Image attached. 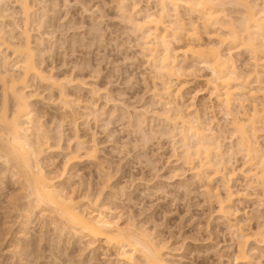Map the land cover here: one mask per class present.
<instances>
[{"label": "rangeland", "instance_id": "obj_1", "mask_svg": "<svg viewBox=\"0 0 264 264\" xmlns=\"http://www.w3.org/2000/svg\"><path fill=\"white\" fill-rule=\"evenodd\" d=\"M116 1L30 0L36 5L29 26L32 46L39 54L36 62L58 78L78 79L79 85L68 87L78 105H70L79 119V136L96 145L97 156L96 163L75 164L64 170L66 154L75 148L73 127L66 122L59 128L57 113L62 111L47 103L59 98V94L30 80L28 94L43 95V99L31 102V108L52 138L51 144L55 146L62 134V150L53 148L41 156L44 171L67 193L99 195L112 219L120 225L145 230L165 246L167 264H237L236 225L242 234L251 237L247 246L251 264H264V245L253 238L258 230L264 232L260 185L243 175L250 167L236 146L230 119L209 98L212 88L205 83L209 73L178 58L179 67L190 70L183 76L184 81L178 80L185 85L184 105H192L193 96L199 94L194 108L203 124L214 120L213 129L221 138L226 163L224 167L217 166L213 155L216 167H203L201 175L196 176L192 171L202 165V158L194 155L187 160L182 154L181 136L151 114L162 111L149 96L155 76L141 52L140 34L120 13ZM12 6V11H18ZM124 6L132 18L142 21L144 16L155 13L157 2L126 0ZM179 12L185 20L197 21V16H190L185 9ZM242 14L237 9L228 11L233 21H239ZM16 22L22 26L18 18ZM6 25L15 28L11 20ZM199 31L203 43L211 42L209 36L219 33L214 28L205 31L200 27ZM180 40L187 41L184 36ZM179 43L172 42L174 50L182 49ZM228 49L224 47L223 53ZM3 57H8L9 71H14L13 55L4 50ZM232 58L237 74L248 80L241 91L244 94L238 96L244 103L240 106L248 109L254 103L261 107L264 55L254 59L238 52ZM173 82L172 90L176 89V78ZM89 88L98 93L93 95ZM249 92L256 97H248L247 103L244 95ZM1 99L0 86V105ZM240 101L234 110L241 109L236 106ZM142 109L151 113L140 121L137 116ZM259 143L264 148V130L259 133ZM12 172L10 165L0 161V264H119L118 253L112 247L90 246L50 212L34 208ZM229 194L233 216L225 219L219 214V200L226 202Z\"/></svg>", "mask_w": 264, "mask_h": 264}, {"label": "bare ground", "instance_id": "obj_2", "mask_svg": "<svg viewBox=\"0 0 264 264\" xmlns=\"http://www.w3.org/2000/svg\"><path fill=\"white\" fill-rule=\"evenodd\" d=\"M117 1L120 13L141 36V52L155 76L149 96L162 108V111L156 110L153 113L143 109L142 112L138 111L137 113H143L138 114L139 120L151 113L165 122L173 134H179L184 157L187 160L194 155L197 159L202 158V165L192 171L194 175L200 176L203 167H224L226 163L222 141L213 129L214 120L203 124L199 111L194 108L195 96L199 94L196 92L193 96L190 103L192 105H184L185 85L181 81L190 70L179 67L178 58L181 56L185 64L194 63L209 73L210 76L205 81L206 87L212 88L209 98L215 100L221 111H224L225 118L230 119L232 135L237 140L236 146L245 154L250 167L243 175L255 179L260 185V201L264 208V148L259 143V133L264 130V91L261 90V107L254 103L249 104L251 107L248 109L240 106L243 102L238 96L244 94L241 91L247 87L248 80L237 74L232 60L233 55L238 52L247 53L254 59L260 54L264 55V0H156L155 13L144 16L142 21L132 18V14L124 6L126 0ZM11 5L18 8V11L14 8L12 11ZM35 7L30 0H0V161L12 167L14 179L16 177L20 189L27 193L26 198L34 202V208L50 212V215H54L74 231L76 236L87 240L90 246L101 244L112 247L118 253L119 264H167L165 246L151 238L145 230L130 224L120 225L118 220L112 219L111 212L100 202L99 195L94 196L89 192L79 196L67 193L59 189L55 180L44 171L41 156L46 150L61 149L62 134L59 133L57 144L52 145V138L32 111L31 102L43 99V95L36 92L28 94L30 80H36L48 90L59 94V98L49 99L47 103L62 111L57 113L59 128L66 122L73 127L72 140L75 148L67 152L64 170L75 164L96 163L97 156L96 145H90L79 136V119L70 105H78V101L71 98L68 90V87L79 85L78 79L69 76L58 78L52 71L45 72L36 62L39 54L32 46L29 29L32 17L36 14ZM180 8L185 9L190 16H197V21L191 18L185 20L179 12ZM133 9L134 12L136 8ZM232 9L243 12L239 21L229 18L228 11ZM17 18L22 26L17 24ZM7 20H11L15 28L7 26ZM200 27L205 31L214 28L219 33L208 35L211 42L203 43L199 37ZM181 36L187 41H181ZM175 41L181 42V50L173 49L172 42ZM227 46L229 49L224 54L223 49ZM2 49L13 55L15 72L9 71L8 57L2 58ZM147 52L149 57H146ZM173 78L178 83L174 90ZM89 90L93 95L98 93L94 89ZM246 94V102L248 97H256L251 92ZM239 101L241 103L237 105ZM235 103L237 107H241V111L233 109ZM213 155L217 160L216 165ZM108 182L109 179L106 178L104 183ZM231 197L229 194L226 202L219 200V214L225 216V219L233 216L228 206ZM234 227L238 237L235 262L251 264V257L247 253L251 237L242 234L238 225ZM253 238L259 239L258 244L264 245L262 230H258Z\"/></svg>", "mask_w": 264, "mask_h": 264}]
</instances>
